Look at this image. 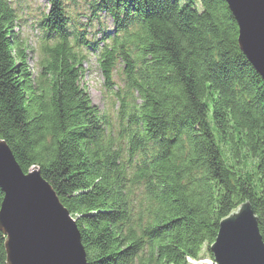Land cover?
Returning a JSON list of instances; mask_svg holds the SVG:
<instances>
[{
    "label": "trees",
    "instance_id": "obj_1",
    "mask_svg": "<svg viewBox=\"0 0 264 264\" xmlns=\"http://www.w3.org/2000/svg\"><path fill=\"white\" fill-rule=\"evenodd\" d=\"M49 1L43 28L54 41L39 85L13 34L15 13L0 0V141L23 173L37 169L55 191L87 264H126L137 248L136 264H189L204 246L212 262L219 223L246 202L264 242V83L238 49L226 3L84 0L115 24L120 53L105 50L101 68L109 87L122 82L108 96L113 134L75 86L79 56L59 44L68 6Z\"/></svg>",
    "mask_w": 264,
    "mask_h": 264
},
{
    "label": "water",
    "instance_id": "obj_2",
    "mask_svg": "<svg viewBox=\"0 0 264 264\" xmlns=\"http://www.w3.org/2000/svg\"><path fill=\"white\" fill-rule=\"evenodd\" d=\"M237 25L239 51L264 83V0H223ZM0 233L6 264H87L75 221L38 170L23 173L0 141ZM214 264H264V242L249 203L219 223Z\"/></svg>",
    "mask_w": 264,
    "mask_h": 264
},
{
    "label": "rangeland",
    "instance_id": "obj_3",
    "mask_svg": "<svg viewBox=\"0 0 264 264\" xmlns=\"http://www.w3.org/2000/svg\"><path fill=\"white\" fill-rule=\"evenodd\" d=\"M8 1V0H7ZM8 3L10 4V8H13V10L15 11L14 13L18 16V20H22V22L26 23L27 26H24L23 28L20 27L19 25V38L20 41L22 42V45H28L30 44L28 41H32V42H36V46L41 42L42 38L40 37V31L37 30V26L36 23V19H38V14H37V9L35 8V6H39L40 9H38V12L42 14V16H46L48 13V7H47V0H21V7L17 8V4H15L14 2L8 1ZM81 4H79V6L73 8L71 6H68L67 8V16H65V18H68V22L69 25H72L73 27H83V29H86L89 33L90 32L88 29L91 27L89 23H86L82 20H80L79 18H85L87 19L88 17H93L89 11L86 5H84V0L80 1ZM13 13V14H14ZM47 17V16H46ZM45 17V18H46ZM101 20H100V18ZM108 17L104 18V16L99 15L97 20V17L95 19H91L93 22H99V25H109L111 24V26L109 27H105L107 29H109V31L114 30V26L112 25L110 19L109 20H105ZM101 22V24H100ZM77 23H81L79 25H77ZM238 30V29H237ZM17 30H13V33L16 34ZM37 35V36H36ZM97 35H101V32H98ZM92 37H86L87 40H90ZM102 37L97 39V44L100 45L103 43V40H101ZM237 38H238V34H237ZM32 45V44H31ZM33 46V45H32ZM32 47L30 49L29 52L26 53V55L30 58V61L28 62L29 65H32V67H34V62L35 59H37L38 57L42 58L41 56H39L38 54V47ZM89 53V54H88ZM88 53H84L86 56V60L84 62V68L86 69V73H85V77H81L79 80V88L84 89L85 92L88 94L89 96V100L91 102V104L93 106L97 107L100 109V112L103 113L105 112L104 110H101V108H103V104L105 103L104 99H102L103 95V76H102V72L101 70L99 72H95L96 69V63L94 60V55L92 53H90V51ZM31 58H33L34 60H31ZM46 58H42L43 62ZM252 67V66H251ZM40 69V68H39ZM253 69V68H252ZM31 70V69H30ZM254 70V69H253ZM81 71L83 73V68H82V64H81ZM121 76V75H120ZM121 79V78H120ZM118 80L120 82V89H122V82L121 80ZM84 82V84H83ZM112 113L115 116V119L113 121V123L117 122L116 119V114L115 111L113 110ZM33 170H37V169H33ZM32 171V170H31ZM210 251V246H209V250ZM211 253V252H210ZM212 255V254H211ZM6 256V255H5ZM201 262H194L190 259H188L189 264H214V261H210L209 258L207 257V246H204L202 248L201 251ZM213 258V256H212ZM6 264V262H5Z\"/></svg>",
    "mask_w": 264,
    "mask_h": 264
},
{
    "label": "bare ground",
    "instance_id": "obj_4",
    "mask_svg": "<svg viewBox=\"0 0 264 264\" xmlns=\"http://www.w3.org/2000/svg\"><path fill=\"white\" fill-rule=\"evenodd\" d=\"M7 1V0H6ZM8 1H11V2H14L15 4H17V8L18 7H21V0H8ZM8 1H7V4L5 5V6H7V7H9V8H6L8 11L10 10V4L8 3ZM65 2H63L65 5H67V6H70L69 4H68V2H67V0H64ZM101 1V0H100ZM103 1V0H102ZM85 3V2H84ZM47 5H49L50 7H51V5H50V1L49 0H47ZM56 7H58V9L59 8H61V6H60V4H59V6H55V8ZM35 8L37 9L36 11H37V14H38V19H36V21H37V23H36V25H38L36 28H37V30H39L41 33H40V37L41 38H44L45 37V34L43 33V29H42V26L44 25L43 24V22L45 21V18L42 16V14L41 13H39L38 12V9H40V7L39 6H35ZM52 8V7H51ZM19 9V8H18ZM120 9H122L123 11H121L120 12V14H121V18H123V15L124 14H126V10H124L123 9V7L122 8H120ZM48 12H50V10L48 9ZM97 17V20L99 21V19H98V16H96ZM95 16H93L92 18L91 17H88L87 19H85V18H79L80 20H82V21H84V22H86V23H89L90 24V28L88 29L90 32H92V33H89L86 29H83V27H73L72 25H63V26H60L61 28H60V32L61 33H66V34H69V35H67V36H64L63 38H62V40H60V42H59V44L60 45H65V44H67L68 46H72V43H71V36H73L74 38L72 39V41L73 40H77L78 41V43H77V45H79L80 47H79V49H77L80 53H88L89 51H90V53H92L93 55H94V60H95V63H96V69H95V72H99L100 70H101V68L104 66V65H107V63H106V59H103V56H105L101 51H100V47L99 46H96V45H98L97 44V39L98 38H100V37H102L101 39L103 40V42L106 44V43H108V41H109V38H111V37H114V36H117V34L115 33V31H109V29H107V28H105V27H109V26H111V24H109V25H99V22L97 21V22H93L91 19H95L96 18ZM47 18L48 19H50L51 17H50V13H48L47 14ZM100 18V17H99ZM104 18H106V17H104ZM19 18H18V16L16 15V14H14L13 16H12V18H11V26L13 27V26H15V25H19L20 27H24V26H27V24L26 23H24V22H22V20L20 19V20H18ZM109 19H111V18H107V19H105V20H109ZM100 20H101V18H100ZM120 21H121V19L117 22V23H120ZM79 24H81V23H77V25H79ZM100 24H101V22H100ZM136 23H133V25H135ZM113 25V24H112ZM115 25V24H114ZM40 26V27H39ZM76 31H80V33L79 34H76ZM98 32H101V35L99 36V35H97L98 34ZM61 33H59V35H61ZM53 35V34H52ZM37 36V35H36ZM92 37L90 40H87L86 39V37ZM109 37V38H108ZM54 40V37H52V41ZM30 44H28V45H24V46H19L18 45V47H19V50H21L22 51V49H23V51L22 52H24V54L26 55V53L27 52H29L30 51V49L32 48V47H35L36 46V42H32V41H28ZM33 46H32V45ZM47 46V42H45L44 43V47H46ZM84 46V47H83ZM101 47H102V44L100 45ZM21 47V48H20ZM66 49V48H65ZM74 50L76 51V46H75V48H74ZM107 51H109L108 53H110V52H113V49L111 48V47H109L108 49H106ZM113 53H115V54H118V53H120V52H113ZM89 54V53H88ZM107 55V54H106ZM27 57V62H29L30 61V58L28 57V56H26ZM41 57L43 58H45L46 57V54H42L41 55ZM42 58H37V59H35V61H33V62H41V60H42ZM31 60H34L33 58H31ZM119 60H121V59H119V58H117V57H115V59H114V62H117V61H119ZM38 65V64H37ZM40 65V64H39ZM38 65V66H39ZM28 67H29V69H32L33 67H32V65H28ZM87 71H83V73H82V75L81 76H83V77H85V73H86ZM40 79H42V77H41V75L40 74H38L35 78H34V80H33V83L34 84H37V83H39V85H43V83H42V81H40ZM261 79V78H260ZM261 81H262V79H261ZM83 84H84V82H83ZM85 85V84H84ZM76 87H77V89H78V86H79V84H77V85H75ZM87 94V93H86ZM88 95V94H87ZM104 99L105 100H107V97H104ZM104 100V101H105ZM109 106V104L107 103V102H105L104 104H103V108H101V110H104L105 108H109L108 107ZM97 113H101L100 112V109L98 108V110L96 111ZM126 211V213L127 214H129V209H126L125 210ZM143 213H145V211L143 212ZM147 213V212H146ZM228 216V215H227ZM226 216V217H227ZM225 217V218H226ZM131 222H132V219H131V217L130 218H128V223L130 224V227H131V229H134V228H136L135 227V225H133V224H131ZM137 238V237H136ZM134 251V250H133ZM137 254H140L139 253V249L137 248V249H135V251H134V256H130V258L126 261V264H136L137 262H138V259H137ZM202 260V259H201ZM201 260H199V261H195V262H201Z\"/></svg>",
    "mask_w": 264,
    "mask_h": 264
}]
</instances>
